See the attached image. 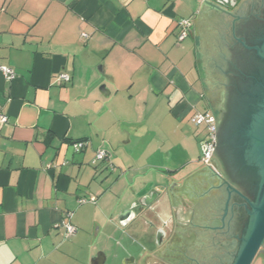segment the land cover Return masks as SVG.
<instances>
[{"label": "crops", "instance_id": "0c3cea01", "mask_svg": "<svg viewBox=\"0 0 264 264\" xmlns=\"http://www.w3.org/2000/svg\"><path fill=\"white\" fill-rule=\"evenodd\" d=\"M239 19L203 0H0L15 72L0 71V264H151L162 221L175 229L170 185L203 167L190 126L221 112ZM69 221L73 236L56 227Z\"/></svg>", "mask_w": 264, "mask_h": 264}, {"label": "water", "instance_id": "95a60500", "mask_svg": "<svg viewBox=\"0 0 264 264\" xmlns=\"http://www.w3.org/2000/svg\"><path fill=\"white\" fill-rule=\"evenodd\" d=\"M242 1L235 0L233 6L237 7ZM203 2L219 11L222 9L224 13L233 16L230 11L221 8L216 0H210V2L204 0ZM237 22H235L228 35V78H230L231 74L230 65ZM246 48L251 49L249 46H246ZM254 49L264 61V44L255 46ZM255 67L256 71H252L248 76L238 81L229 93L230 95L228 94V79L221 105L222 110L224 109L226 97L229 95L227 115L223 128V154H226L232 160L236 173L244 170L254 183V199L251 200L243 196L249 206L248 213L250 218L244 228L242 237L239 241H232L230 237H224L217 242L220 248L227 251H233L236 246L238 247V253L233 264H252L258 255H264V251H261L264 246V64L257 63ZM220 142L219 133L217 132V151ZM215 152L216 149L212 155L211 162ZM205 170L201 168L185 178L183 183L173 181L170 185L168 192L175 218V229L173 232L175 244L171 247L165 246L163 249L168 248L169 251L178 254L179 249L183 250L186 244L191 243L196 237L197 241L198 238H201L203 231L201 232V229H197L196 226L206 228L211 221L214 223L218 221L216 225L222 224L223 220L219 219L220 216L201 217L208 208L205 192L211 185L209 182L203 181L205 177L202 175ZM233 190L238 195H241L237 189ZM157 198L158 193L150 194L147 197L150 203L143 205V208H151L152 203L157 201ZM130 214L134 213L131 210L125 212L124 217L127 218ZM191 220L195 225L193 228L189 226V221Z\"/></svg>", "mask_w": 264, "mask_h": 264}, {"label": "flooded vegetation", "instance_id": "af4514ba", "mask_svg": "<svg viewBox=\"0 0 264 264\" xmlns=\"http://www.w3.org/2000/svg\"><path fill=\"white\" fill-rule=\"evenodd\" d=\"M216 1L221 8L230 11L235 19L240 18L236 24L234 50L231 57V74L228 78L229 94L238 81H241L243 77L248 76L252 71H256L255 65L257 63L264 64V61L254 49L255 46L264 44V0H243L237 7L233 6L235 0ZM245 45L251 49H247ZM229 95L226 97L224 109L221 112L216 111L214 113L219 121L220 146L218 151L216 148L212 165L205 166L202 164V168L206 169L202 175L205 177L203 181L209 182L211 185L205 192L208 208L201 217L220 216L219 219L223 220L222 224L216 225L218 221L216 223L211 221L206 228L196 226L197 229H201V232L203 231L201 238H198L197 241L196 237L191 243L186 244L183 250L179 249V253L175 254L173 251H169L168 248L163 249L165 246L171 247L175 244L172 220H163L161 229L157 230L159 233L156 241L157 248L153 253L151 264H233L237 256V246L233 251H227L220 248L217 242L224 237H230L232 241H239L242 237L244 228L250 218L249 206L243 196L251 200L254 199V183L244 170L236 173L232 160L229 156L223 154V128ZM225 182L227 183L225 184ZM233 189H237L241 195H238ZM154 194L156 192L152 193V195ZM147 201L149 202V200ZM189 222V226L193 228L195 226L193 221ZM261 251H264V246ZM260 256L264 257L263 254L258 255V257ZM142 264H147L146 260H143Z\"/></svg>", "mask_w": 264, "mask_h": 264}, {"label": "built area", "instance_id": "2783aa9c", "mask_svg": "<svg viewBox=\"0 0 264 264\" xmlns=\"http://www.w3.org/2000/svg\"><path fill=\"white\" fill-rule=\"evenodd\" d=\"M180 26H181L182 30L178 36V41L182 42L183 40H185L188 37L190 30L192 28V22L190 20L184 19L180 22ZM0 71L4 74V76L8 80H13L15 78V72L11 68L0 67ZM60 80L68 82L71 80V78L68 74H61ZM8 122H9V118L6 115H0V126L7 124ZM192 122L196 126H199V127L205 126V128L208 132L206 137L202 140V142L200 144V148H201L200 161L205 166H211L212 165L211 158H212V155H213V153L217 147V132H218V127H219L218 118L214 113H211L209 111L208 112H197L193 116ZM86 146H87V142H84V141L83 142H76L74 144V149L76 150V152H82ZM109 158H110V155L108 154L107 151L99 150L96 153V156H95L92 164L96 165L101 161H108ZM95 201H96V199L94 197H92L89 200L88 199H81L80 203L85 204L87 202H95ZM72 217H73V214L69 213V218H72ZM56 227L57 228L64 227L66 229V235L67 236H73L77 232L76 226H74L71 223V221H69L67 223L63 222V223L57 225Z\"/></svg>", "mask_w": 264, "mask_h": 264}, {"label": "rangeland", "instance_id": "374dc122", "mask_svg": "<svg viewBox=\"0 0 264 264\" xmlns=\"http://www.w3.org/2000/svg\"><path fill=\"white\" fill-rule=\"evenodd\" d=\"M214 113V112H213ZM190 129H193L194 131H198L199 130V133H201L200 134V138H201V140H200V142H199V140L197 141H195V143L193 144V146H192V148H193V158H199V156H200V154H201V148H200V144L199 143H201V141L206 137V135H207V130H206V128H205V126H200L199 128L195 125V124H192L191 126H190ZM156 132H158V134L159 133H168V130L166 129L165 130V127H163V126H161V125H157V127H155L154 126V128H152V133H156ZM189 133L191 134V132L189 131ZM174 138V137H173ZM169 139H170V137H167L166 135H165V138H160L159 137V140L161 141V142H167V141H169ZM160 143V142H159ZM164 157H165V155H164ZM167 162H169L168 160H167ZM196 164L198 165V166H202V163H199V162H196ZM189 169H191L190 168V166L188 167ZM188 168H186V170L188 169ZM126 243H128V241H126ZM142 249V248H141ZM120 251H122V249H120ZM120 254V256L122 257V255H123V253H119ZM121 259V258H120ZM119 259V261H118V264H125V262H126V258H123V260H120ZM253 264H264V258H256V260L254 261V263Z\"/></svg>", "mask_w": 264, "mask_h": 264}, {"label": "trees", "instance_id": "16d2710c", "mask_svg": "<svg viewBox=\"0 0 264 264\" xmlns=\"http://www.w3.org/2000/svg\"><path fill=\"white\" fill-rule=\"evenodd\" d=\"M212 113V112H211ZM199 127V126H198ZM202 142V141H201ZM201 144V143H200ZM102 162V161H101Z\"/></svg>", "mask_w": 264, "mask_h": 264}]
</instances>
